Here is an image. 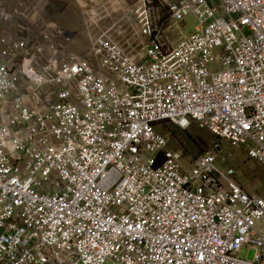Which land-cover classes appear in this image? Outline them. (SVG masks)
I'll use <instances>...</instances> for the list:
<instances>
[{
    "label": "built area",
    "instance_id": "1",
    "mask_svg": "<svg viewBox=\"0 0 264 264\" xmlns=\"http://www.w3.org/2000/svg\"><path fill=\"white\" fill-rule=\"evenodd\" d=\"M8 1L0 264H264V196L223 144L264 165V0H82V53L75 31ZM165 123L220 141L188 164Z\"/></svg>",
    "mask_w": 264,
    "mask_h": 264
},
{
    "label": "rangeland",
    "instance_id": "2",
    "mask_svg": "<svg viewBox=\"0 0 264 264\" xmlns=\"http://www.w3.org/2000/svg\"><path fill=\"white\" fill-rule=\"evenodd\" d=\"M34 3L35 13L33 19L40 17L52 19L66 28L76 32L74 49L82 53L89 47L88 36L85 28V16L82 8V0H9L4 6L7 9H24L28 4ZM139 0H122L123 10L129 12ZM154 6L159 5L155 2ZM162 18L167 19V10L160 8ZM21 23L22 20L16 21ZM15 22V24H16ZM183 29H176L173 34L177 39L191 36L195 33L198 21L195 16L187 17ZM4 23L0 20V30ZM160 132L170 141V146L174 150L181 151L188 164H192L197 157L212 150L215 143L220 139L210 130L202 128L194 123L187 130L182 129L174 123H165ZM225 154L228 157V164L237 170V178L240 184L249 192L258 193L264 196V165L252 159L247 148H233L227 141L223 142ZM257 252L245 249L243 258L254 260Z\"/></svg>",
    "mask_w": 264,
    "mask_h": 264
}]
</instances>
